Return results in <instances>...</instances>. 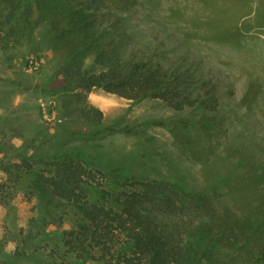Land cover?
<instances>
[{
  "label": "trees",
  "instance_id": "1",
  "mask_svg": "<svg viewBox=\"0 0 264 264\" xmlns=\"http://www.w3.org/2000/svg\"><path fill=\"white\" fill-rule=\"evenodd\" d=\"M135 3L0 0V53L10 59L54 51L61 89L71 91L62 114L80 122L38 125L19 146L0 141V168L13 185L26 178L25 198L38 206L35 227L59 223L64 258L75 264H229L242 256L240 264H264V213H242L214 184L150 178L97 163L69 145L75 137L115 129L103 126V111L85 101L95 88L132 100L159 98L175 109L202 95L194 92L202 78L167 52L165 41L177 48L169 33L147 36L122 17ZM207 111L201 120L205 136L198 141L205 147L210 135H218L220 110Z\"/></svg>",
  "mask_w": 264,
  "mask_h": 264
},
{
  "label": "rangeland",
  "instance_id": "2",
  "mask_svg": "<svg viewBox=\"0 0 264 264\" xmlns=\"http://www.w3.org/2000/svg\"><path fill=\"white\" fill-rule=\"evenodd\" d=\"M120 14L147 36L156 37L157 30L174 36L177 48L165 41L167 52L202 78L194 89L202 95L175 109L159 98L132 100L95 88L85 101L103 111V126L115 129L75 137L69 145L97 163L150 178L214 184L242 213H264V0H136L131 12ZM57 60L52 50L10 59L0 53L1 142L19 146L38 125H79L62 114L71 91L61 89ZM211 106L220 110L218 135L205 147L198 144L205 136L201 120ZM126 125L130 130L118 129ZM25 179L13 185L0 168V264H75L64 258L59 223L35 227L38 206L25 198Z\"/></svg>",
  "mask_w": 264,
  "mask_h": 264
}]
</instances>
